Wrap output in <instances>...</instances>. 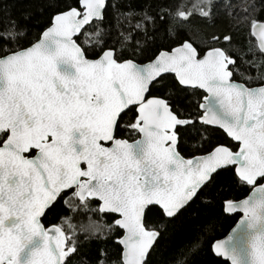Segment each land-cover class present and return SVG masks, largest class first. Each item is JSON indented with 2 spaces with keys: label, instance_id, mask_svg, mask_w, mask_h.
<instances>
[{
  "label": "snow or ice",
  "instance_id": "1",
  "mask_svg": "<svg viewBox=\"0 0 264 264\" xmlns=\"http://www.w3.org/2000/svg\"><path fill=\"white\" fill-rule=\"evenodd\" d=\"M0 264H264V0H0Z\"/></svg>",
  "mask_w": 264,
  "mask_h": 264
},
{
  "label": "trees",
  "instance_id": "2",
  "mask_svg": "<svg viewBox=\"0 0 264 264\" xmlns=\"http://www.w3.org/2000/svg\"><path fill=\"white\" fill-rule=\"evenodd\" d=\"M234 6H239L240 8L246 7L247 0H232ZM243 19L242 13H237L236 16L224 17L221 15V23L224 25L228 24H236ZM198 154V153H194ZM234 194H236L239 198H244L248 192L246 189H234ZM211 215L208 216V219L212 221V226L209 231V235H214L215 238L221 239L224 237L230 229L235 225V221L239 219V214H234L233 218L229 219L226 217H218L214 210H210ZM193 232H185L181 238V242L190 238ZM161 256H157L156 259H160ZM220 261H223V258H219Z\"/></svg>",
  "mask_w": 264,
  "mask_h": 264
},
{
  "label": "water",
  "instance_id": "3",
  "mask_svg": "<svg viewBox=\"0 0 264 264\" xmlns=\"http://www.w3.org/2000/svg\"><path fill=\"white\" fill-rule=\"evenodd\" d=\"M233 227H235V225H234ZM233 227H232V228H233ZM230 231H231V229H230ZM230 231H229V232H230ZM229 232H228V233H229ZM228 233H227V234H228ZM227 234H226L225 236H227ZM225 236H224V237H225ZM224 237H222L221 239H223ZM223 259H224V258H223Z\"/></svg>",
  "mask_w": 264,
  "mask_h": 264
}]
</instances>
